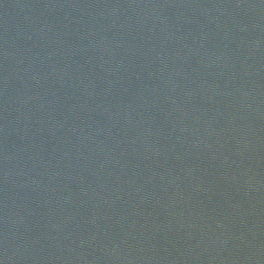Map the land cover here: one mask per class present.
Wrapping results in <instances>:
<instances>
[{"label": "water", "instance_id": "obj_1", "mask_svg": "<svg viewBox=\"0 0 264 264\" xmlns=\"http://www.w3.org/2000/svg\"><path fill=\"white\" fill-rule=\"evenodd\" d=\"M0 264H264V0H0Z\"/></svg>", "mask_w": 264, "mask_h": 264}]
</instances>
